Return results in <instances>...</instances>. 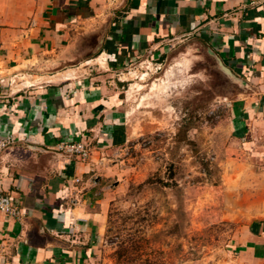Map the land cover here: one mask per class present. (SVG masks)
I'll return each instance as SVG.
<instances>
[{
  "label": "crops",
  "instance_id": "1",
  "mask_svg": "<svg viewBox=\"0 0 264 264\" xmlns=\"http://www.w3.org/2000/svg\"><path fill=\"white\" fill-rule=\"evenodd\" d=\"M189 34L243 85L227 130L264 145V0H0V140L12 139L0 186L19 212H0V264H90L111 193L105 156L130 140L113 73ZM62 141L88 144L89 159L58 151ZM254 210L221 264H264Z\"/></svg>",
  "mask_w": 264,
  "mask_h": 264
},
{
  "label": "rangeland",
  "instance_id": "2",
  "mask_svg": "<svg viewBox=\"0 0 264 264\" xmlns=\"http://www.w3.org/2000/svg\"><path fill=\"white\" fill-rule=\"evenodd\" d=\"M210 50L189 34L115 69L130 140L105 156L111 193L90 264H221L264 207V145L227 130L243 85Z\"/></svg>",
  "mask_w": 264,
  "mask_h": 264
},
{
  "label": "built area",
  "instance_id": "3",
  "mask_svg": "<svg viewBox=\"0 0 264 264\" xmlns=\"http://www.w3.org/2000/svg\"><path fill=\"white\" fill-rule=\"evenodd\" d=\"M12 142L11 138L0 140V153ZM57 150L66 154L75 155L80 160L86 161L89 159L92 147L82 141L73 142H59L57 144ZM0 212L8 216H17L18 210L12 204V200L9 196L3 193L0 186Z\"/></svg>",
  "mask_w": 264,
  "mask_h": 264
},
{
  "label": "water",
  "instance_id": "4",
  "mask_svg": "<svg viewBox=\"0 0 264 264\" xmlns=\"http://www.w3.org/2000/svg\"><path fill=\"white\" fill-rule=\"evenodd\" d=\"M210 52L216 57L217 61H218V65L220 66L221 70L223 71V73L229 77L230 79H232L233 81H236L237 79L231 74V72L222 64L221 60L210 50Z\"/></svg>",
  "mask_w": 264,
  "mask_h": 264
},
{
  "label": "bare ground",
  "instance_id": "5",
  "mask_svg": "<svg viewBox=\"0 0 264 264\" xmlns=\"http://www.w3.org/2000/svg\"><path fill=\"white\" fill-rule=\"evenodd\" d=\"M98 59V58H97Z\"/></svg>",
  "mask_w": 264,
  "mask_h": 264
}]
</instances>
